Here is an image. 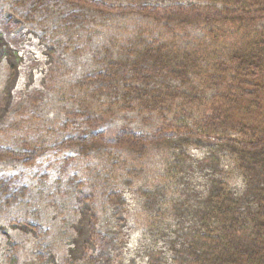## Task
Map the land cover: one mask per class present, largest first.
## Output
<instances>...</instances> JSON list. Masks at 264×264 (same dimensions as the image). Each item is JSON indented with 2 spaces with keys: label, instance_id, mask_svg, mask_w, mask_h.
<instances>
[{
  "label": "rangeland",
  "instance_id": "1",
  "mask_svg": "<svg viewBox=\"0 0 264 264\" xmlns=\"http://www.w3.org/2000/svg\"><path fill=\"white\" fill-rule=\"evenodd\" d=\"M105 1L117 6L170 3ZM196 3L207 2L182 1ZM59 21L55 15L28 21L15 0H0V148H50L83 130L90 116L81 104L87 93L84 78L100 70L105 49L120 50L142 36L197 48L210 64L224 59L248 35L264 32V20L248 33L242 26L211 32L203 25L178 27L138 15L70 30ZM212 73L207 68L192 78L167 114L117 109L108 115L103 113L107 101L100 98L90 109L99 113L95 127L111 136L123 127L155 132L163 122L200 125L205 103L219 91L208 78ZM211 145L152 148L141 158L120 151L117 166L101 155L81 157L74 149L47 150L31 166L0 162V176L13 177L29 190L24 205L0 206V264H82L102 245L111 264H183L185 237L202 224L199 210L206 207L213 179L222 180L243 207L251 205L245 195L252 182L234 156ZM104 171L105 181L98 175ZM72 176L83 184L72 189ZM110 192L113 201H107Z\"/></svg>",
  "mask_w": 264,
  "mask_h": 264
},
{
  "label": "trees",
  "instance_id": "2",
  "mask_svg": "<svg viewBox=\"0 0 264 264\" xmlns=\"http://www.w3.org/2000/svg\"><path fill=\"white\" fill-rule=\"evenodd\" d=\"M167 1L169 5L159 7L117 6L105 0H15L28 21L55 15L66 30L138 15L178 27L203 25L211 32L225 25L242 26L248 33L257 21L264 20V0H192L207 3L189 6L182 4L183 0ZM249 37L224 59L210 64L197 48L142 36L120 50L105 49L100 70L84 78L87 93L82 95L81 104L85 103L90 112L86 129H77L50 148H0V162L31 166L47 150L74 149L81 157L101 155L117 166L120 151L141 158L152 148L181 151L211 143L234 156L252 182L247 184L245 195L251 197V205L243 207L222 180L213 179L206 207L199 210L202 224L185 237L183 264H264V32ZM207 68L212 69L208 78L219 91L205 103L207 111L201 115L200 125L163 122L155 132L139 134L123 127L111 136L95 127L99 113L90 109L100 98L107 101L103 113L108 115L117 109L167 114L184 96L186 84ZM98 175L103 181L108 179L105 171ZM82 184L77 176L68 181L72 189ZM113 197L111 192L106 194L107 201ZM28 198L25 185L13 177L0 176V206L24 205ZM94 235L99 234L94 231ZM110 259L102 245L95 255H86L82 264H111Z\"/></svg>",
  "mask_w": 264,
  "mask_h": 264
}]
</instances>
